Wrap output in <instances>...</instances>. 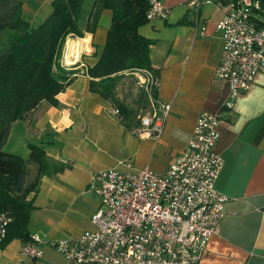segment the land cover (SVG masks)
<instances>
[{
    "label": "crops",
    "instance_id": "0c3cea01",
    "mask_svg": "<svg viewBox=\"0 0 264 264\" xmlns=\"http://www.w3.org/2000/svg\"><path fill=\"white\" fill-rule=\"evenodd\" d=\"M19 1L24 17L35 26L50 14L53 0ZM189 1L161 0L166 18L152 19L138 29L153 41L149 56L158 71L155 97L170 105L156 139L137 137L133 129L138 123L124 124L112 112L116 107L111 101L89 91L84 66L95 63L93 53L104 45L110 12L100 14L94 33L68 36L67 42H87L73 56L65 49L71 64L77 60L69 72L70 83L55 97L58 105L41 102L27 118L11 125L3 145L4 152L25 160L29 144L44 149L45 171L27 196L33 205L27 230L42 239L43 257L35 261L22 256L20 239L3 240L0 264H65L50 243L92 227L89 218L99 200L90 188L91 176L123 169L126 162L134 169L165 172L190 140L202 112L221 119L214 150L222 167L215 189L226 202L219 228L208 238L198 264H264V75L256 74L249 88L228 105L227 83L214 76L222 45L216 25L228 0H200L197 10L188 7ZM36 169L28 165L27 183Z\"/></svg>",
    "mask_w": 264,
    "mask_h": 264
},
{
    "label": "built area",
    "instance_id": "2783aa9c",
    "mask_svg": "<svg viewBox=\"0 0 264 264\" xmlns=\"http://www.w3.org/2000/svg\"><path fill=\"white\" fill-rule=\"evenodd\" d=\"M200 3L190 0L188 7L197 10ZM225 9L216 25L222 45L214 76L227 83L231 105L256 74L264 75V0L229 1ZM167 14L161 0H149L147 21ZM133 75L149 104L147 113L137 117L133 133L141 139H156L170 105L154 96L158 78L151 71ZM220 123L216 114L200 113L190 140L165 172L134 169L126 162L123 169L93 174L90 188L99 204L89 218L92 227L77 237L55 240L51 247L65 264H198L208 238L219 228L226 202L215 189L222 167L214 150ZM11 221L0 211V242ZM42 243L38 235H31L21 255L42 259Z\"/></svg>",
    "mask_w": 264,
    "mask_h": 264
},
{
    "label": "trees",
    "instance_id": "16d2710c",
    "mask_svg": "<svg viewBox=\"0 0 264 264\" xmlns=\"http://www.w3.org/2000/svg\"><path fill=\"white\" fill-rule=\"evenodd\" d=\"M83 4L84 0H53L50 14L32 26L19 0H0V211L12 219L4 242L30 238L27 224L33 205L27 196L45 171L46 155L39 144H29L25 160L4 152L3 145L11 125L27 118L41 102L58 105L56 95L71 81L61 64L66 38L94 33L100 14L110 12L104 45L93 53L96 61L86 65L84 73L89 91L111 101L126 125L137 124L138 118L130 107L116 101L118 82L141 70L158 77L149 56L153 41L138 32L147 22L149 0H93L88 12ZM30 163L37 172L27 183Z\"/></svg>",
    "mask_w": 264,
    "mask_h": 264
},
{
    "label": "rangeland",
    "instance_id": "374dc122",
    "mask_svg": "<svg viewBox=\"0 0 264 264\" xmlns=\"http://www.w3.org/2000/svg\"><path fill=\"white\" fill-rule=\"evenodd\" d=\"M92 3L93 0H84V4H83L84 9L88 10L91 7ZM67 38L65 40L62 51L61 64L65 71L72 72L73 69H75L72 67L76 65L77 59L72 60L74 62L72 64L66 63L65 49H66ZM84 70H85V66H84ZM142 96H143L142 91L139 88V85L137 83V78L134 75H126L118 82L116 88V95H115L116 101L118 103H123L128 107H130L137 117L146 114L147 111L149 110V104Z\"/></svg>",
    "mask_w": 264,
    "mask_h": 264
},
{
    "label": "bare ground",
    "instance_id": "6f19581e",
    "mask_svg": "<svg viewBox=\"0 0 264 264\" xmlns=\"http://www.w3.org/2000/svg\"><path fill=\"white\" fill-rule=\"evenodd\" d=\"M86 40H81L80 42H77V43L76 42H67L66 43V48L71 52V56H73L74 53H78L79 52L81 43L82 42H87ZM71 56L69 55V56H67L65 58L66 59V63L71 64V59L68 58V57H71Z\"/></svg>",
    "mask_w": 264,
    "mask_h": 264
}]
</instances>
